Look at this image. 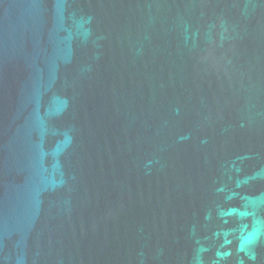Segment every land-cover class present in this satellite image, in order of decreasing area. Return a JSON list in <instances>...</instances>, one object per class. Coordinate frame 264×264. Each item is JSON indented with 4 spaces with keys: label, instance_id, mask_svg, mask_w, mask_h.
<instances>
[{
    "label": "water",
    "instance_id": "1",
    "mask_svg": "<svg viewBox=\"0 0 264 264\" xmlns=\"http://www.w3.org/2000/svg\"><path fill=\"white\" fill-rule=\"evenodd\" d=\"M0 264H264V0H0Z\"/></svg>",
    "mask_w": 264,
    "mask_h": 264
}]
</instances>
